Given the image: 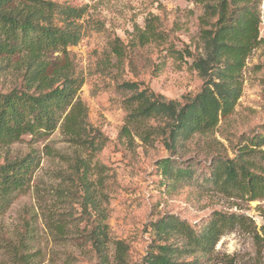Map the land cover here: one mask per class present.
I'll use <instances>...</instances> for the list:
<instances>
[{"label":"rangeland","instance_id":"1","mask_svg":"<svg viewBox=\"0 0 264 264\" xmlns=\"http://www.w3.org/2000/svg\"><path fill=\"white\" fill-rule=\"evenodd\" d=\"M54 1L87 5V12L80 20L82 37L67 48L66 58L57 51L44 56L49 64L46 76L67 64L83 77L75 99L85 104L91 126L100 130L107 142L92 152L70 142L61 132L60 121L49 134L24 135L12 144L0 145V163L30 154L40 158L38 166L24 175L25 189L18 191L0 212V264H100L89 233L92 223L101 217L107 264H123L119 251L124 264H145L154 235L151 223L171 218L189 229L193 227L198 235L216 213L227 218L242 216L243 220L233 225L227 222L229 228L205 252L181 250L188 235L184 228L182 235L171 239L178 249L172 256L174 261L264 264V198L249 201L237 193H224L208 180L217 159L234 157L236 148L249 144L247 137L264 123L262 47L253 49L245 60L241 94L233 110L220 116L211 131L194 134L170 153L159 141L144 142L139 137L143 129L163 125L164 119L159 116L144 121L141 128L131 129L127 139L132 143L118 136L130 109L126 100L132 95V91L118 85L122 81L138 82L141 88L172 100L197 94L204 79L191 68L192 59H178L156 43L137 47L133 32L135 27L144 29L146 20L155 15L164 31L173 34L176 49L202 55L199 18L203 5L189 0ZM258 10L262 35L264 0L258 3ZM115 38L127 46L128 57L120 63L112 52ZM25 70L23 55L0 56V89L19 86ZM255 149L264 150V146ZM161 157L170 158L174 170L187 169L192 176L169 187L173 179L163 177L158 164ZM245 159L257 167L264 166V158L257 151ZM80 173H86L83 182L72 178ZM87 193L90 198L85 211L81 203L82 195ZM118 243H122L120 250Z\"/></svg>","mask_w":264,"mask_h":264},{"label":"trees","instance_id":"2","mask_svg":"<svg viewBox=\"0 0 264 264\" xmlns=\"http://www.w3.org/2000/svg\"><path fill=\"white\" fill-rule=\"evenodd\" d=\"M14 1L17 3L13 4ZM189 1L203 5V15L199 18V37L204 49L202 55L188 49H176L171 39L173 34L164 31L155 15L146 20L144 29L135 27L133 35L137 47L156 43L160 49H166L178 59H192L191 68L204 79L201 90L194 96L172 100L147 87L141 88L138 82L122 81L118 86L129 89L132 95L126 100L130 109L125 116V124L119 128L120 138H129L131 129L141 128L144 121L159 116L164 119L163 125L143 129L139 137L144 142L159 141L166 150L174 153L194 134L211 131L220 116H226L233 110L241 94L240 75L245 60L259 46L262 47L261 66L264 67V34L261 35L259 27L260 0ZM86 12L87 5L76 6L54 0H0V56L23 55L26 64L19 86L6 91L0 89V145L12 144L24 135L49 134L60 121L61 132L70 142L92 152L99 151L106 144L107 138L91 126L85 104L75 99L84 83L83 77L76 75L67 64L64 68H54L46 76L49 64L43 60L44 56L54 51L66 58L67 48L76 45L82 37L83 22L80 20ZM112 52L119 63L128 57L127 46L119 38L113 40ZM247 140L249 144L236 148L234 157L217 159L208 180L221 192L237 193L251 201L264 198V166H255L245 156L257 151L264 158V150L255 149L264 146V123L258 125V130ZM128 142L132 143L131 140ZM158 161L163 177L173 179L169 187L192 176L187 169L174 170L169 165L173 162L170 158L161 157ZM39 162V156L30 154L12 162L0 163V212L18 191L25 189L24 175L37 167ZM83 166L87 168L85 163ZM170 174L175 177L171 178ZM72 178L83 182L86 173ZM84 186L88 192L87 181ZM89 198L88 193L82 195L81 205L85 211ZM215 215L198 235H195L193 227L189 229L184 223L178 224L171 218L163 217L151 223L154 235L145 264H183L172 258L176 253L174 250L178 249L177 245H172L171 239L182 235L184 228L188 235L184 236L181 250L205 252L215 245L225 228H229L227 222L233 225L243 220L242 216L229 215L228 219L219 213ZM101 219L92 223L90 245L100 264H107V257L103 254L106 236ZM121 244H117L119 250L122 249ZM117 253L119 261L126 263L122 252Z\"/></svg>","mask_w":264,"mask_h":264}]
</instances>
